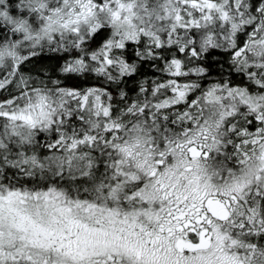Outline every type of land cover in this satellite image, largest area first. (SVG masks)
I'll return each instance as SVG.
<instances>
[{"label": "snow or ice", "instance_id": "1", "mask_svg": "<svg viewBox=\"0 0 264 264\" xmlns=\"http://www.w3.org/2000/svg\"><path fill=\"white\" fill-rule=\"evenodd\" d=\"M0 264H264V0H0Z\"/></svg>", "mask_w": 264, "mask_h": 264}]
</instances>
